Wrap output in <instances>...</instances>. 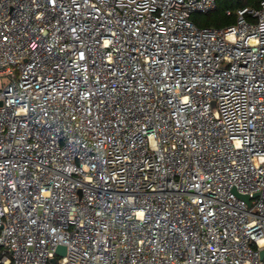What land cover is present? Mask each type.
I'll list each match as a JSON object with an SVG mask.
<instances>
[{
  "label": "built area",
  "instance_id": "obj_1",
  "mask_svg": "<svg viewBox=\"0 0 264 264\" xmlns=\"http://www.w3.org/2000/svg\"><path fill=\"white\" fill-rule=\"evenodd\" d=\"M216 4L0 0V263L264 264V0Z\"/></svg>",
  "mask_w": 264,
  "mask_h": 264
},
{
  "label": "trees",
  "instance_id": "obj_2",
  "mask_svg": "<svg viewBox=\"0 0 264 264\" xmlns=\"http://www.w3.org/2000/svg\"><path fill=\"white\" fill-rule=\"evenodd\" d=\"M251 2L254 5V7H258L260 0H251ZM227 10H229V13H227ZM236 10H237V8H236ZM236 10L232 11L230 8H228L226 6L224 7L223 6V0H217V4H216L215 9H213L209 12L203 13V14L210 15V20H209V22H207V24L198 25L197 23H195L194 20L192 19V16L194 13L191 15V20L196 25L201 26V27H203V26L224 27V26H227V25L234 23L236 16H237ZM0 253H1V249H0ZM0 264H2V263H0Z\"/></svg>",
  "mask_w": 264,
  "mask_h": 264
},
{
  "label": "rangeland",
  "instance_id": "obj_3",
  "mask_svg": "<svg viewBox=\"0 0 264 264\" xmlns=\"http://www.w3.org/2000/svg\"><path fill=\"white\" fill-rule=\"evenodd\" d=\"M223 6L230 8L232 11L233 10L235 11L236 8H238V7H244V6L254 7L251 0H223ZM192 19L198 25H205V24H207V22H209L210 15L203 14V13L202 14L201 13H194L192 16Z\"/></svg>",
  "mask_w": 264,
  "mask_h": 264
},
{
  "label": "water",
  "instance_id": "obj_4",
  "mask_svg": "<svg viewBox=\"0 0 264 264\" xmlns=\"http://www.w3.org/2000/svg\"><path fill=\"white\" fill-rule=\"evenodd\" d=\"M241 198H243L244 200L248 201V196L246 195H239ZM65 246L62 245V244H58L56 246V252L63 255L65 253ZM261 255L263 256L264 255V250L261 251ZM52 262H55V259L53 258L52 259Z\"/></svg>",
  "mask_w": 264,
  "mask_h": 264
}]
</instances>
